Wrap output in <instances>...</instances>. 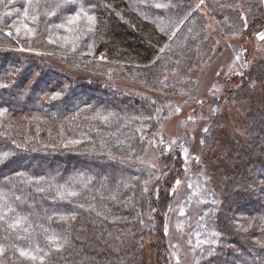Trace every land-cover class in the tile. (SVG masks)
<instances>
[{"label":"trees","instance_id":"16d2710c","mask_svg":"<svg viewBox=\"0 0 264 264\" xmlns=\"http://www.w3.org/2000/svg\"><path fill=\"white\" fill-rule=\"evenodd\" d=\"M63 2L0 4V84L8 85L0 88V155L13 153L0 164V216L8 217L0 219V264H144L147 240L152 264H174L177 231L190 264H264V57L244 68L238 86L224 81L222 96L244 104V136L234 134L218 155L220 185L204 172L217 156L201 159L225 132L218 97L200 129L202 150L186 152L192 131L180 128L197 118L185 120L156 166L143 161L174 107L170 95L187 92L197 116L212 105L198 103L195 78L170 80L223 52L204 10L229 39L264 24V0H75L58 8ZM80 5L94 23H67ZM177 181L185 188L179 207ZM17 215L23 223L8 229Z\"/></svg>","mask_w":264,"mask_h":264},{"label":"rangeland","instance_id":"374dc122","mask_svg":"<svg viewBox=\"0 0 264 264\" xmlns=\"http://www.w3.org/2000/svg\"><path fill=\"white\" fill-rule=\"evenodd\" d=\"M264 4V3H263ZM208 17V34L211 37H214L218 40L219 46L222 48L223 52L218 56V58L206 65H202L197 69L181 72H174L170 74V80L175 77H185V79L195 78L199 85V91L197 93L196 99H198V103L206 102L212 103V99L218 97V105L220 106L216 108L217 115L219 117H223L224 121L220 125V127L224 128L225 132L221 135L220 139L215 143L213 147L209 150L204 151L202 155V160H205L206 155L211 159L217 156V161H212L211 165H206L204 172L210 179L213 185H220L217 179L218 175L223 174V164L224 158L218 157V155L225 151L223 147L226 143L231 142L234 134H240V139L243 140V129L238 127V116L241 113V107H244L243 103H238L236 101H229L227 96H222L225 91L224 81L225 79H231L228 84L229 88H234L238 86L241 82V77L244 76L243 70L246 66H249V70L253 67L254 62L257 59H261L264 57V24H258L250 27L248 33H242L240 35H236L232 38L225 39L220 35V24L218 19L212 15L208 10H204ZM8 33L11 32V28L6 30ZM99 60L107 61V57L104 54H99ZM88 75L90 73L88 72ZM53 78V77H52ZM176 80V79H175ZM119 82V81H118ZM133 83L127 82L124 83L123 86L132 92H140L141 94H147L148 90H144L138 86L131 85ZM134 86V87H132ZM256 87V84H254ZM222 96V97H221ZM221 97V98H219ZM195 99V98H194ZM170 100L174 103V107L170 108V114L165 118L164 124L161 127V131L159 134H162L159 138L157 137L153 143L151 144L147 155L143 157V161L146 163H150L152 166L157 165V153L158 152H169L172 147L175 146L179 142L177 131L180 124L183 121L188 120L190 122H194L196 119V123L192 125L190 123H186L183 125L180 130L184 132L185 128L190 127V131H192V140L189 143V146L186 152L189 149H193L196 151L198 148L200 150L203 149V144L200 142V136L202 135V131L200 129L202 126H206L210 121L214 106L212 105H202L199 108V116H197L196 112L194 113V109L196 108L195 104L192 103L189 99V94L187 92L175 95H170ZM163 113V110H161ZM208 122V123H207ZM240 131V133H238ZM183 141V140H180ZM188 155V154H187ZM187 157V156H186ZM201 161V160H199ZM216 169L218 171H216ZM212 171V172H211ZM222 173V174H221ZM176 189L179 191L178 201L179 206H183L184 204L181 202V199L185 195V189L183 185L176 184ZM168 230V231H167ZM170 226L166 229L167 233H170ZM182 231V230H181ZM181 236L180 231H177L176 234L171 235V243L174 248V252L177 253V261L175 258L174 264H190L191 259L188 254V249L182 248L178 243L179 238ZM182 252V253H181ZM181 255V259L179 257ZM183 254V255H182ZM155 261L153 245L150 240L146 241L144 245V264H152ZM184 262V263H183Z\"/></svg>","mask_w":264,"mask_h":264},{"label":"snow or ice","instance_id":"6c2138e0","mask_svg":"<svg viewBox=\"0 0 264 264\" xmlns=\"http://www.w3.org/2000/svg\"><path fill=\"white\" fill-rule=\"evenodd\" d=\"M5 3V0H0V4ZM75 3V0H64L63 4H58L57 7L58 8H64V7H68L72 4ZM201 3H203V0H201ZM156 8H166L167 5L165 4H161V3H156L155 4ZM81 11L79 13H77L75 16H72L68 19L67 23L70 25H74L77 23L78 20L81 19V16H84V18H86L90 24L95 22V17L88 15L86 12L83 11V5H80ZM35 19V18H34ZM185 19H187V17H185ZM58 27H64L63 24L58 25ZM29 32H31V29H29ZM10 35V34H9ZM173 35H175V33H173ZM171 38V37H170ZM262 39H264V37H261ZM75 50V48H73V51ZM20 71H22V69H17V72L19 73ZM35 77H39V73L35 74ZM2 87H8L7 84H0V88ZM60 98V93L56 92L53 96L52 99L56 100ZM7 111V109H0V115H3L5 112ZM105 119H107L105 117ZM72 143H76V141H73ZM13 155V153L11 151H4L2 153V155H0V164H4L6 163V161ZM177 184H179V181H177ZM83 186L86 187L87 186V181L83 182ZM68 196H77L78 193L75 191H68L67 192ZM6 197V194L4 193H0V198ZM19 199V198H18ZM113 199H115V196L113 197ZM83 206V205H81ZM4 207H8V205L5 203ZM9 211H14L13 209L9 208ZM0 219H4V220H8L7 214H3L2 216H0ZM24 218L23 217H19L18 215L12 220V222L8 223V229H17L19 228V226L23 223ZM53 242H55V238H53ZM64 243L67 242L66 238L63 241ZM4 252V248L0 247V253ZM20 255L21 256H25L28 257L32 260L37 259V257L35 255H32L30 252L28 251H24V250H20Z\"/></svg>","mask_w":264,"mask_h":264}]
</instances>
